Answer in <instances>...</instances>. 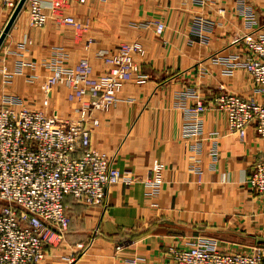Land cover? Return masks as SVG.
<instances>
[{
    "label": "crops",
    "instance_id": "obj_1",
    "mask_svg": "<svg viewBox=\"0 0 264 264\" xmlns=\"http://www.w3.org/2000/svg\"><path fill=\"white\" fill-rule=\"evenodd\" d=\"M10 13L0 0V31ZM57 13L42 27L29 25L26 7L17 15L0 46V103L17 95L30 107L76 119L78 102L67 98L63 83L49 80L53 66L85 59L101 73L125 41L141 42L145 53L116 104L92 110L86 120L91 146L114 156L121 180L106 206L65 198L69 227L39 264H128L136 255L170 264L168 246L197 237L231 251L259 247L264 264V194L248 185L264 138L252 126L243 138L229 132L225 114L212 104L220 92L262 98L241 63L242 36L264 33V0H70ZM197 17L206 19L200 28ZM62 18L86 26L76 29ZM155 20L164 24L161 33ZM197 98L204 106L193 115L187 107ZM159 162L162 181L150 184ZM89 238L84 253L66 258Z\"/></svg>",
    "mask_w": 264,
    "mask_h": 264
},
{
    "label": "built area",
    "instance_id": "obj_2",
    "mask_svg": "<svg viewBox=\"0 0 264 264\" xmlns=\"http://www.w3.org/2000/svg\"><path fill=\"white\" fill-rule=\"evenodd\" d=\"M70 0H26L28 23L42 27L50 13ZM84 1V0H79ZM204 4L210 0H196ZM245 0H239L243 4ZM17 0H1L12 10ZM219 12L223 8H218ZM250 21L252 10L244 12ZM62 20L76 29L86 24L73 19ZM206 19L197 17L200 28ZM250 23V22H249ZM155 31L164 24L155 20ZM246 56L241 63L250 75L262 98L220 92L212 104L226 117L227 130L240 138L252 126L264 138V33L242 36ZM145 49L137 40L121 42L109 54L107 68L94 74L92 66L82 59L72 66H53L49 80L67 87V98L78 102V118L63 119L33 108L17 95L6 94L0 103V264H39L47 246L63 238L70 216L64 203L65 195L86 205L106 206L110 188L121 180V170L114 156L90 144L86 120L92 110H108L117 102L131 72L138 71L139 59ZM204 106L202 98L187 107L195 115ZM199 128V124H196ZM163 163L151 168L146 181L157 185L162 181ZM248 185L264 194V150L254 163ZM92 238L74 245L70 261L84 253ZM121 245L115 246V252ZM170 264H261L262 251L251 252L220 248L216 239L197 237L186 245H169ZM128 264H152L142 256L127 259Z\"/></svg>",
    "mask_w": 264,
    "mask_h": 264
},
{
    "label": "water",
    "instance_id": "obj_3",
    "mask_svg": "<svg viewBox=\"0 0 264 264\" xmlns=\"http://www.w3.org/2000/svg\"><path fill=\"white\" fill-rule=\"evenodd\" d=\"M25 1L26 0H17L16 4H15L14 8L12 9L8 19L6 20L2 30L0 31V46H1L4 38L6 37L9 29L11 28L13 22L15 21L17 15L19 14L21 9L23 8Z\"/></svg>",
    "mask_w": 264,
    "mask_h": 264
},
{
    "label": "trees",
    "instance_id": "obj_4",
    "mask_svg": "<svg viewBox=\"0 0 264 264\" xmlns=\"http://www.w3.org/2000/svg\"><path fill=\"white\" fill-rule=\"evenodd\" d=\"M68 196H69V195H65V197H64V202H65V198L68 197Z\"/></svg>",
    "mask_w": 264,
    "mask_h": 264
},
{
    "label": "rangeland",
    "instance_id": "obj_5",
    "mask_svg": "<svg viewBox=\"0 0 264 264\" xmlns=\"http://www.w3.org/2000/svg\"><path fill=\"white\" fill-rule=\"evenodd\" d=\"M10 10V9H9ZM12 10H10V12H11Z\"/></svg>",
    "mask_w": 264,
    "mask_h": 264
}]
</instances>
